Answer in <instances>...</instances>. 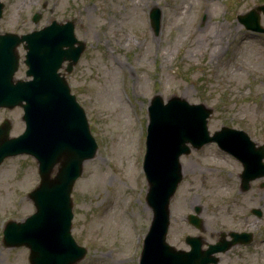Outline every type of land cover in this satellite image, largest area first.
I'll return each mask as SVG.
<instances>
[{"label": "rangeland", "instance_id": "obj_1", "mask_svg": "<svg viewBox=\"0 0 264 264\" xmlns=\"http://www.w3.org/2000/svg\"><path fill=\"white\" fill-rule=\"evenodd\" d=\"M2 1V32L24 34L70 18L76 20L77 37L87 43L66 73L99 145L72 191V233L88 249L76 264H139L153 217L142 170L148 105L155 94L165 101L178 95L204 103L214 110L211 133L230 126L264 144V33L247 29L237 17L264 0ZM153 7L162 13L159 32L149 17ZM35 13L41 14L38 22ZM260 20L264 26V13ZM18 50L15 77L27 79L23 44ZM23 113L21 106L0 107V123L12 122L11 136L24 131ZM181 162L168 242L189 249L188 234H201L209 243L223 231H252L250 244L219 253L218 264H264V177L243 191L242 163L215 142L193 149ZM39 180L31 155L7 157L0 165V264H30L29 248L7 247L2 238L7 220H23L35 211L28 192ZM195 206L201 207L202 230L187 220ZM252 208L261 209L262 216Z\"/></svg>", "mask_w": 264, "mask_h": 264}, {"label": "water", "instance_id": "obj_2", "mask_svg": "<svg viewBox=\"0 0 264 264\" xmlns=\"http://www.w3.org/2000/svg\"><path fill=\"white\" fill-rule=\"evenodd\" d=\"M4 2L0 0V18ZM264 4L253 7L238 19L247 29L264 32L261 24ZM41 17L36 13L33 20ZM152 24L160 29L161 11L153 7ZM23 43L24 62L29 79L15 78L19 67L17 46ZM76 43L78 45L76 46ZM86 48L85 41L75 35V22L53 20L49 25L25 34L0 32V107L20 105L24 109L26 128L11 136L12 122L0 124V164L5 158L22 153L36 157L40 183L29 193L36 211L22 221L9 220L4 229L5 246L30 248L31 264H76L83 259L87 248L79 245L72 235L74 184L83 171L84 161L96 155L98 144L93 136L85 109L71 92L64 72L59 69L68 60L66 71L71 72ZM213 108L204 103H190L172 95L165 103L155 94L149 105L147 153L145 171L149 189L147 203L153 210L150 229L144 240L140 264H210L218 263L215 254L227 251L238 243H249L251 232L231 231L232 239L222 232L215 243H205L203 237L187 236L190 250L176 249L167 241L170 225V199L183 178L180 156L195 148L217 141L220 147L243 163L241 187L248 190L251 181L264 176V144L257 145L247 132L223 126L210 135L208 117ZM264 186V182L262 183ZM196 213L189 221L199 228L203 219ZM258 216L262 211L254 208Z\"/></svg>", "mask_w": 264, "mask_h": 264}, {"label": "bare ground", "instance_id": "obj_3", "mask_svg": "<svg viewBox=\"0 0 264 264\" xmlns=\"http://www.w3.org/2000/svg\"><path fill=\"white\" fill-rule=\"evenodd\" d=\"M202 1L204 4H208L209 1H211V0H202ZM199 30H200V28H199ZM221 41H222V39L220 41H217L216 43L221 44ZM186 169H187V167H186Z\"/></svg>", "mask_w": 264, "mask_h": 264}]
</instances>
